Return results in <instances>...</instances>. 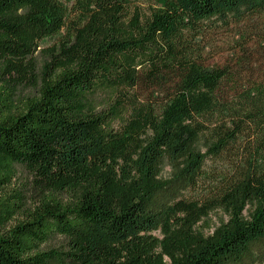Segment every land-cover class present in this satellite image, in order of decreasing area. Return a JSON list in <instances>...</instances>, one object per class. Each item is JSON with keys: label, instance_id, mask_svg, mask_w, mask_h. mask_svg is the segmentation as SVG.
<instances>
[{"label": "trees", "instance_id": "trees-1", "mask_svg": "<svg viewBox=\"0 0 264 264\" xmlns=\"http://www.w3.org/2000/svg\"><path fill=\"white\" fill-rule=\"evenodd\" d=\"M64 23L56 0H0V264H153L159 228L165 264H264V0H90L41 47ZM164 157L202 198L158 199ZM215 209L209 236L175 232Z\"/></svg>", "mask_w": 264, "mask_h": 264}, {"label": "rangeland", "instance_id": "rangeland-1", "mask_svg": "<svg viewBox=\"0 0 264 264\" xmlns=\"http://www.w3.org/2000/svg\"><path fill=\"white\" fill-rule=\"evenodd\" d=\"M60 7L63 8L65 14V23L61 31L50 38H46L41 42V47L48 48L55 46L58 42L62 41L64 38L69 36L72 26H75L79 20L84 16L86 8H88L90 0H56ZM126 6L130 10L139 9V10H148L151 6H159L160 0H125ZM229 40V39H227ZM223 36L217 35L214 37H209L206 39V52L210 56L208 63H222L229 56L230 47L226 43L227 41ZM4 84L0 80V86ZM200 151H205V143L202 136L199 137L196 146ZM226 159L225 158H212L207 157L205 164L203 166V173H209L212 175V172L217 170H224L226 168ZM184 161L171 162L167 157L161 159L159 166L157 168L156 182L162 188V194L158 197L159 200H165L167 197L171 196H184L187 198H202L200 191H203L204 182L206 177H201L199 181L192 184L186 180L183 173ZM18 178L21 182L26 178V172L22 169L18 170ZM120 172H117L119 175ZM15 186L18 184L16 180L14 182ZM226 220V215L221 209L212 210L207 217L202 219L197 224L190 226L188 230L177 227L175 232L182 233L187 232L189 236H194L198 239L201 237H207L212 234L217 227L221 225ZM173 234V233H172ZM149 235L152 238L150 245L149 256L152 259L153 264H165L170 261L169 253L171 251L177 253L180 251L179 240L177 234L168 235L166 231L162 228L153 230L149 232Z\"/></svg>", "mask_w": 264, "mask_h": 264}]
</instances>
